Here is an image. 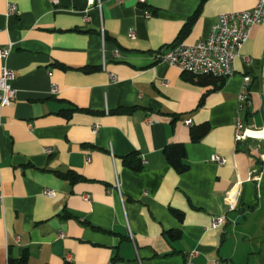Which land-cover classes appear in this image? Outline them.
I'll return each instance as SVG.
<instances>
[{
    "label": "crops",
    "instance_id": "1",
    "mask_svg": "<svg viewBox=\"0 0 264 264\" xmlns=\"http://www.w3.org/2000/svg\"><path fill=\"white\" fill-rule=\"evenodd\" d=\"M99 1L0 0V48L12 45L0 72L15 73L1 111L0 264H187L193 250L192 264H264V142L258 155L233 129L236 118L264 129V21L221 84L152 59L206 39L221 14L256 0ZM245 76L251 106L238 110ZM72 109L84 111L59 114ZM170 144L184 145L186 172L166 163ZM130 155L140 171L124 164Z\"/></svg>",
    "mask_w": 264,
    "mask_h": 264
},
{
    "label": "built area",
    "instance_id": "2",
    "mask_svg": "<svg viewBox=\"0 0 264 264\" xmlns=\"http://www.w3.org/2000/svg\"><path fill=\"white\" fill-rule=\"evenodd\" d=\"M145 0H139L143 4ZM93 3V0H91ZM97 7H100V1L97 0ZM7 15L17 14L15 6L8 5ZM145 18L150 14L145 11ZM264 21V0H256L254 7L248 11H236L221 14L218 20L212 25L208 37L194 45L177 44L165 51H158L152 55L155 63L166 64L177 69L180 73L189 75L193 78L210 75L214 78L225 80L234 73V62L240 57L242 47L248 41L252 29ZM133 38V32L129 33ZM11 44L6 48H0V60L5 62L10 51ZM15 79V73L6 65L1 67L0 72V128L2 127L1 111L11 105L15 97V91L11 87V82ZM250 79L243 77L242 89L237 98V109L249 108L251 99L246 89L249 87ZM56 89L53 88V92ZM149 124L150 120L147 121ZM190 120H186L185 125H190ZM234 142L235 144L246 141L255 142L257 145L255 151L260 153V147L264 142V129H251L245 127L242 122L236 118L233 122ZM46 153H50L46 150ZM261 159H264V153H261ZM211 160L219 166L225 165V160L212 156ZM88 162V158L85 160ZM264 167V160H263ZM255 180V178H253ZM115 188L120 196L119 185ZM43 195L49 198L55 197L56 193L51 190H44ZM88 201V197H84ZM225 222L224 216L215 218L211 224L212 228L219 227ZM197 251L189 252L187 264H192ZM70 260V259H68Z\"/></svg>",
    "mask_w": 264,
    "mask_h": 264
},
{
    "label": "trees",
    "instance_id": "3",
    "mask_svg": "<svg viewBox=\"0 0 264 264\" xmlns=\"http://www.w3.org/2000/svg\"><path fill=\"white\" fill-rule=\"evenodd\" d=\"M203 1V0H202ZM199 15V9L188 19L187 23L184 25L181 34H185L189 31V27L191 23L197 18ZM194 79L191 77V80ZM196 80V83L198 84H205L208 81H217L220 82V84L223 82V80L214 78L210 75H204V76H199ZM75 111H84L81 109H72V110H62L59 112V114L64 117V118H69L71 114ZM87 112V111H85ZM128 112V111H127ZM208 125L203 124L200 126H195L192 127L190 130V138L192 142H198L207 132H208ZM163 156L166 161V163L173 168L177 173H184L188 170V165L185 162L186 160V152H185V147L182 144H170L167 145L163 151ZM124 164L130 168L131 170L134 171H140L142 169V165L140 163L139 159L135 158V155H130L124 158ZM63 178L68 179L70 182H74L77 180V177L73 175L72 173H66L62 175ZM171 214L177 219V220H182V213L171 210ZM167 236L169 239L173 240L178 238V234L173 233L171 231L166 232ZM9 264H13V262H9ZM18 264H26V259L23 257L21 260H19Z\"/></svg>",
    "mask_w": 264,
    "mask_h": 264
}]
</instances>
